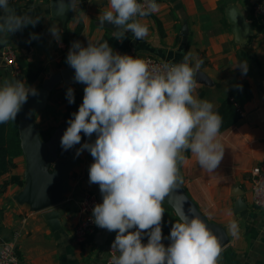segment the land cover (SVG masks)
Returning a JSON list of instances; mask_svg holds the SVG:
<instances>
[{"label":"crops","instance_id":"1","mask_svg":"<svg viewBox=\"0 0 264 264\" xmlns=\"http://www.w3.org/2000/svg\"><path fill=\"white\" fill-rule=\"evenodd\" d=\"M53 1L9 3L17 15L41 19L35 27L28 25L7 37L0 36V86L6 80H18L19 75L2 54L7 48L15 52L18 66V58L23 57L34 69L42 68L31 85L37 89L44 78L68 67L66 56L74 41L86 47L89 41L100 43L104 35H113L117 30L99 25V16L107 8L108 0H75L78 6L73 10L65 7L69 0H60L54 6ZM258 1L158 0V13L136 18L148 26V36L136 40L128 32L119 40L121 44L113 47L121 55L139 59L154 56L174 64L183 62L188 52L196 54L203 60L199 72H203L205 81H199L197 74L194 95L212 102L214 109L240 83L249 84L252 96L244 103L242 119L220 130L217 136L224 147L217 169L214 172L203 169L190 151L185 154L182 165L184 186L190 196L207 218L223 225L230 236L218 264H264V209L253 204L251 191V170L264 155V23L254 14ZM232 6L236 10L231 11ZM52 25L62 30L60 42L49 32ZM30 33L37 34L38 39L28 42ZM240 34L249 35L242 41L237 39ZM241 61L247 62L246 74L239 67ZM62 87L84 90L86 85L59 83L55 88ZM65 112V102L48 97L46 105L36 114V124L41 131L53 132L65 124ZM13 122H18L19 129V114ZM76 150L67 156L74 157L76 163L70 172L66 198L57 205L61 211V227L56 230L46 219V210H33L29 203L15 199L23 185L6 184L12 174L24 179L23 151L14 157L16 166L12 171L0 175V234L15 240L20 264H104L108 256L115 232L97 227L84 242L73 237L79 218L78 199L83 193L96 192L102 203L99 185L89 183L93 158L87 150L77 157ZM233 220L239 226L238 237L229 231Z\"/></svg>","mask_w":264,"mask_h":264},{"label":"clouds","instance_id":"2","mask_svg":"<svg viewBox=\"0 0 264 264\" xmlns=\"http://www.w3.org/2000/svg\"><path fill=\"white\" fill-rule=\"evenodd\" d=\"M76 6L75 0L65 4L69 10ZM159 11L156 0H108L99 25H114L113 36L118 40L128 32L141 40L149 29L136 18ZM0 13H4L0 15L2 37L28 25L35 27L41 19L17 15L9 0H0ZM61 31L56 25L49 29L57 42ZM33 39L38 35L30 33L28 42ZM66 63L74 69V81L86 87L82 104L67 121L60 146L67 151L80 144L76 156L87 150L93 158L89 183L99 185L102 203L94 205L91 219L97 227L116 233L108 264H218L219 239L194 215L181 212L167 237L170 243H162V204L182 183L180 166L185 153L194 154L208 172L217 169L224 155L217 140L223 117L213 110L212 102L194 95L203 60L188 52L183 62L150 68L142 59L114 52L105 40L89 41L86 47L74 41ZM239 67L242 74L247 73L246 61ZM237 87L242 90V85ZM38 95L25 81H4L0 124L14 121L29 97ZM66 98L69 104L75 102L71 87ZM81 133L89 140L95 134L96 139L81 144ZM256 194L264 198V181L258 183ZM228 227L238 237L237 222L231 221ZM145 236L146 244L142 243Z\"/></svg>","mask_w":264,"mask_h":264},{"label":"water","instance_id":"3","mask_svg":"<svg viewBox=\"0 0 264 264\" xmlns=\"http://www.w3.org/2000/svg\"><path fill=\"white\" fill-rule=\"evenodd\" d=\"M59 1L54 0L52 5L54 6ZM230 10L236 9L232 6ZM104 25L115 27L108 22H105ZM248 26L251 31L249 24ZM248 35L240 34L237 39L243 41L242 38ZM73 77L74 69L68 66L60 72L44 78L41 86L37 88L39 95L30 96L19 113V135L21 148L26 159V168L24 172L25 183L22 190L15 195V199L19 202L29 203L33 210H46L45 217L53 230L61 227V211L57 205L65 200L66 193L70 189V172L76 163V159L64 157L59 152L60 140L68 125L64 124L56 128L48 138H45L36 124L35 117L37 112L46 105L50 92L57 84L75 82ZM197 78L199 81H205L203 72H199ZM30 111L31 114L28 115ZM95 139L96 135L93 134L92 142ZM180 175L182 183L169 193L164 203L173 208L179 218L181 212L189 216L199 217L218 237L221 248H224L230 240L226 228L209 220L198 203L190 196L184 186L182 166H180Z\"/></svg>","mask_w":264,"mask_h":264},{"label":"trees","instance_id":"4","mask_svg":"<svg viewBox=\"0 0 264 264\" xmlns=\"http://www.w3.org/2000/svg\"><path fill=\"white\" fill-rule=\"evenodd\" d=\"M105 40L109 43L112 49L115 45L121 44L118 39L114 38V36L110 34L104 35L100 43ZM18 63L21 69V72L18 75V80L25 81L29 85H32L38 79L42 68L38 67L34 69L25 61L23 57L18 58ZM239 85H242V90L236 87L234 91H232L215 109H213L214 111H218L223 117V124L220 130H225L242 119L244 103L252 96L248 83L243 82ZM68 88L69 87L54 88L49 95V99L66 103V112L64 114V123L66 125H68L67 121L72 118V113L78 111L79 106L83 102L84 96V90L74 89L75 102L69 104L66 98ZM42 133L45 138H48L51 130L42 131ZM81 137V144L85 142H92V137L91 140H89V138L83 133H81ZM80 146L81 145L78 144L72 149L64 151L59 144V152L62 156L67 157L76 149L80 148ZM21 153L22 148L18 122L14 123L13 121H9L6 124H0V175L12 171V169L16 166L14 157ZM185 154L187 155L188 152ZM9 182L18 183L19 185H24L25 183L24 179L18 174H12L10 179L6 181V184ZM162 207L165 209V214L162 218V235L164 237V239H162V243L167 246L170 243L167 237L170 234L171 227L175 222H179L180 218L168 204L163 202ZM142 243H147L146 236L142 238Z\"/></svg>","mask_w":264,"mask_h":264},{"label":"built area","instance_id":"5","mask_svg":"<svg viewBox=\"0 0 264 264\" xmlns=\"http://www.w3.org/2000/svg\"><path fill=\"white\" fill-rule=\"evenodd\" d=\"M16 0H9V3H13ZM143 2V0H140ZM158 4V0H156ZM254 14L256 17H259L264 23V0H259L254 7ZM7 63L16 71L17 74H20L21 69L17 64V57L15 52L11 48H7L2 51ZM149 64L150 68H162L164 64H174L173 62L166 61L164 59L154 57V56H145L140 58ZM258 170V171H257ZM252 174V200L253 204L259 208L264 209V198L257 196L256 188L258 183L264 181V155L263 158L257 163L251 170ZM101 203L99 195L94 191H86L78 199V214L79 218L74 225L73 237L78 242L86 241L92 234L95 233L97 226L92 222V209L95 204ZM111 245L109 246L108 256L104 264H108L111 258ZM119 255V253H116ZM0 264H20L19 255L17 253V246L14 239H8L3 237L0 234Z\"/></svg>","mask_w":264,"mask_h":264}]
</instances>
